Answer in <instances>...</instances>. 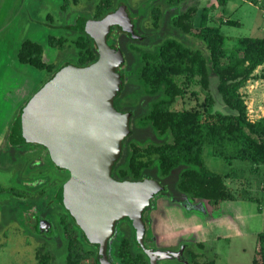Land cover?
Here are the masks:
<instances>
[{"label": "trees", "instance_id": "16d2710c", "mask_svg": "<svg viewBox=\"0 0 264 264\" xmlns=\"http://www.w3.org/2000/svg\"><path fill=\"white\" fill-rule=\"evenodd\" d=\"M62 1L63 7L65 0ZM161 1L163 5L173 9L169 24L176 30L174 35L154 36L152 31L144 32L140 19H131L123 5L133 24V31L139 37L130 38L127 33L112 27L116 28L115 31H111L106 38L107 44L118 48L123 57L122 64L116 67V71L121 74L122 86L114 98V106L117 110L130 113V131L122 140L120 156L112 167L111 175L117 180L151 178L163 187L160 193L168 197H175L176 200L183 197L192 201L202 200L216 208L222 201L233 200L235 197L224 181L229 173H218L204 165L201 156L203 148H208L210 156L227 163L232 160L246 161L251 172H256L257 166L264 163V119L250 121L247 118L246 107L239 92L251 77L252 71L264 64V38L241 36L237 39L240 51L225 53L222 34L216 28L203 27L192 33L203 44L206 51L203 53L199 48L185 46L180 39V36L182 38L192 28L195 8L188 6L175 11V6L186 0ZM225 1L215 0L221 5ZM114 8L109 0H100L93 18L104 19ZM151 12V23L155 26L158 10L151 9ZM80 17H75L69 30L77 31L76 22ZM224 22L235 23L233 20ZM77 33L74 42L78 47L77 65H89L98 56L95 43L86 34L79 31ZM61 40L52 38L48 42L51 45L54 42L59 44ZM132 42L139 46L132 45ZM40 52L39 44L24 39L17 50L18 62L37 70H45L50 77L57 69L52 70L49 64L42 62ZM211 76L216 79L215 90L225 108L224 112L210 110L213 100L208 93L195 106L180 109L171 107L175 99L182 97L185 89L192 84H198L205 91ZM141 96L146 98L145 110L138 104ZM19 107L6 133L8 146H13L8 136ZM137 127H147L156 140L146 137L137 140L134 135ZM29 144L44 148L38 144ZM247 199L252 197L248 196ZM39 200L32 199L28 206L35 204L30 207L34 227L37 215H46L49 219L51 229L46 234L42 233L46 237L54 232V222L62 225L65 241L63 264H84L88 261L96 264V245L84 240L81 230L58 202L56 192L43 208L39 206L42 203H38ZM50 203L57 206L63 215H56L53 220L47 214L52 211L49 209ZM142 219L145 225L143 244L150 247L145 244L148 224L144 214ZM66 220L68 224L65 223ZM121 221H125V225L116 233L115 228L108 240V259L115 264H148L145 254L133 239V229L128 220L123 219L117 223ZM184 245L182 253L189 264H213L212 258L196 260L199 252L193 249V243ZM195 246L200 249L202 244L196 243ZM50 257L46 251L38 253L36 264H50ZM250 264H264V230L255 234Z\"/></svg>", "mask_w": 264, "mask_h": 264}, {"label": "rangeland", "instance_id": "374dc122", "mask_svg": "<svg viewBox=\"0 0 264 264\" xmlns=\"http://www.w3.org/2000/svg\"><path fill=\"white\" fill-rule=\"evenodd\" d=\"M99 2L100 0H65L63 7L62 0H26L25 4L19 3L15 12L9 15L8 21H3V17L0 19V25L6 26V32L9 29L6 37H0V45L14 46L16 42L28 39L40 45V59L49 64L52 70L66 63L77 65L78 47L74 42L78 33L69 30V25L73 24L76 16L93 18ZM109 3L111 7L124 5L131 19L134 21L140 19L144 32L152 31L154 36L175 34L176 30L169 24L173 9L163 5L161 0H109ZM21 5H23L22 10ZM188 6H193L195 12L191 20L190 32L184 34L182 38L180 36L185 46L206 52L200 40L192 36L193 32L203 27L216 28L222 34V48L225 53L240 51L241 46L237 39L241 36L264 38V0H226L222 5L215 0H186L178 3L175 11L183 10ZM155 8L158 10V17L154 26L151 23V9ZM45 15L47 18H44ZM226 20H233L235 23H226L224 22ZM52 38L62 40L59 44L54 42L51 45L48 40ZM132 45L139 46L133 42ZM12 53V49H9L7 55L1 51L0 56H7L12 61ZM16 65L17 68L12 64L11 69H2L6 78L0 79L2 91L6 89L3 82L16 84L15 87L8 88V94H1L2 97L7 98L0 101V127H2L0 128V190L7 189L12 184L18 189L20 187L18 181L25 179H28V182H25L27 187L23 185L21 187L53 190L62 176L61 172L49 162L50 160L48 161L44 154L45 150L29 143H21L20 147L9 144L8 147L7 132H3L8 130L16 113V109L13 110L18 107L16 104L23 98L25 101L49 77L45 70H37L28 64L16 63ZM262 71L264 68L258 69L256 74H262ZM215 83V77L211 76L205 91L196 83L190 85L185 89L182 97L178 96L175 99L171 107L180 109L195 106L208 93L213 100L210 110L224 112L225 108L215 90ZM239 91L243 95L242 99L246 107L248 103V98H245L246 93H243L242 88ZM261 94L264 97V89L261 90ZM145 102L146 98L141 96L138 104L144 110ZM254 116V112L250 114V117L255 118ZM5 119L9 120L6 124H2ZM134 135L137 140H143L145 137L156 140L147 127H137ZM201 156L208 169L218 173H229L224 181L235 199L226 200L215 208L202 200L192 201L187 197L176 200L175 197L160 193L150 200L148 208L143 212L148 224L145 244L160 250L173 251L182 244L193 243V249L199 252L197 261L212 258L213 264H250L255 234L264 230V163L257 166L256 172H251L248 162L232 160L227 163L218 157L210 156L208 148L202 149ZM35 160L37 163L31 166ZM53 193L0 192V264H36L37 254L44 251L51 256L50 264H63L65 241L62 236V225L54 222V232L48 237L33 233L34 221L31 218L30 207L35 204L28 207L32 199L38 198L40 200L37 202H42L39 205L41 208L47 206ZM248 196L252 199L247 201L242 199ZM49 209L52 211L47 214L53 220L56 215H63L52 203ZM65 223L68 224L67 220ZM117 224L115 233L123 224L125 225V221ZM196 243H201L202 247L198 249ZM85 248L87 249L86 246ZM84 264H92V262L88 261ZM157 264L179 263L176 260L164 259Z\"/></svg>", "mask_w": 264, "mask_h": 264}, {"label": "water", "instance_id": "95a60500", "mask_svg": "<svg viewBox=\"0 0 264 264\" xmlns=\"http://www.w3.org/2000/svg\"><path fill=\"white\" fill-rule=\"evenodd\" d=\"M112 27L130 38L139 36L122 4L104 19L80 17L76 29L95 43L98 56L89 65L63 64L45 80L18 109L8 136L13 145L43 146L49 160L68 177L57 188L56 198L81 230L84 240L96 245V264H115L106 254L116 223L127 219L133 239L148 264L164 259L189 264L180 245L160 250L143 244V212L163 187L154 179L116 180L111 176L120 156L122 140L129 134L128 111H119L114 98L121 86L116 67L123 62L121 51L107 44ZM36 234L51 229L49 221ZM51 233V232H50Z\"/></svg>", "mask_w": 264, "mask_h": 264}, {"label": "crops", "instance_id": "0c3cea01", "mask_svg": "<svg viewBox=\"0 0 264 264\" xmlns=\"http://www.w3.org/2000/svg\"><path fill=\"white\" fill-rule=\"evenodd\" d=\"M39 1H41V0H39ZM19 3L25 4L26 0H0V19H2L1 17H3V19H4L3 21H8L9 15L12 12L13 13L15 12L16 6H18ZM22 7H23V5H21V10H22ZM47 15H45L44 18H47ZM3 25L4 24H2V26L0 25V37H3V36L6 37L9 34V29L6 32V26L5 25L3 26ZM21 41L16 42V44L14 46L11 44L0 45V52L3 51L6 55L9 53V49H12V51H13V53H12L13 60L12 61L7 56H4V57L0 56V79H2V77L6 78V77H4L2 69H9V68L11 69L12 64L15 66V68H17L16 63L25 64V63L18 62V59H17V50H18V47H19V44ZM262 68H264V64L258 65L252 71L251 77L248 78L246 80L245 84L241 87L243 89V93L244 92L246 93L245 98L246 97L248 98V101H247L248 103L246 106L247 107L246 109L248 112H246V114H247V118L250 121H254V120H258V119H264L263 118L264 117V105H263L264 104V97H262V94H261V90L264 89V75H262V74H264V71H262V74H256L257 70L258 69L261 70ZM25 70H27V69H25ZM40 82H41V80L38 81V83H40ZM3 83L5 84L6 89H4L2 91V89L0 88V101L5 100L7 98L4 96L2 97V95H1L2 93L6 95L9 92L8 88H13L16 86L15 83H13V84L11 83V85L6 83V82H3ZM0 85H1V81H0ZM32 90H33V88L31 89V91ZM240 94H241V92H240ZM241 96L243 98V95H241ZM23 99L21 102L19 101L16 104V106L19 107L24 102ZM17 108L15 107L13 110H15V109L17 110ZM253 112L255 113V116H254L255 118L250 117V114ZM8 120L7 119L3 120L2 124H6V122H8ZM0 125H1V123H0ZM0 128H2V127H0ZM3 132L6 133L7 131L3 130ZM242 199L244 201L248 200L247 198H242ZM222 202H225V201H222Z\"/></svg>", "mask_w": 264, "mask_h": 264}, {"label": "flooded vegetation", "instance_id": "af4514ba", "mask_svg": "<svg viewBox=\"0 0 264 264\" xmlns=\"http://www.w3.org/2000/svg\"><path fill=\"white\" fill-rule=\"evenodd\" d=\"M115 29L116 28H112V30L111 31H115ZM117 34H119V33H117ZM120 111V110H119ZM9 147V146H8ZM18 147H20V146H18ZM43 150H45V155H46V157H47V159H48V161H49V158H48V154H47V151H46V149L45 148H42ZM6 155L7 154H5L4 155V157H6ZM51 164H52V162L51 161H49ZM37 163V160H35L33 163H31V166H33V165H35ZM53 165V164H52ZM54 166V165H53ZM56 168V167H55ZM57 169V168H56ZM57 170H59L60 172H61V176H62V179H61V181L56 185V187L53 189V190H51V189H49V188H46V189H35V190H33V189H31V188H29V189H27V188H24V187H21V185H23V186H26L27 187V183H25V182H28V179H25V180H19L18 182H19V188L17 189V188H14V184H12V185H9V187L7 188V189H4V190H0V192H56L57 191V187L63 182V181H65L66 179H67V177H68V172L66 171V170H64V169H57ZM112 171V170H111ZM112 176V175H111ZM113 177V176H112ZM114 178V177H113ZM114 179H116V178H114ZM117 180V179H116ZM30 182H32V181H30ZM160 193V192H159ZM159 193L156 195V196H158L159 195ZM37 217V220H42L41 221V226L43 227V226H45L46 225V223H45V221H49V219H48V217L46 216V215H37L36 216ZM44 236V235H43ZM184 245V244H183ZM178 248H179V246H178ZM177 248V249H178ZM176 249V250H177ZM184 249V248H183ZM182 252H183V250H182Z\"/></svg>", "mask_w": 264, "mask_h": 264}]
</instances>
